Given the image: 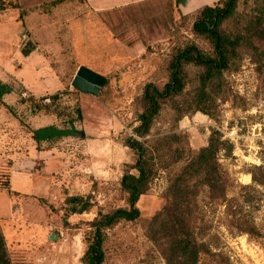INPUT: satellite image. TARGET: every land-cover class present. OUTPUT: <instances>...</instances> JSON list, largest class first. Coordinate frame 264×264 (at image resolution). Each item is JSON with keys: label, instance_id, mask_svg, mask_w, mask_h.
Returning <instances> with one entry per match:
<instances>
[{"label": "rangeland", "instance_id": "1", "mask_svg": "<svg viewBox=\"0 0 264 264\" xmlns=\"http://www.w3.org/2000/svg\"><path fill=\"white\" fill-rule=\"evenodd\" d=\"M51 6L47 4L39 10L46 14L48 22L44 38H31L28 47L15 44L2 58L7 62L0 83V179L4 181L10 170L13 189L21 191L13 196L4 195L10 212L6 219L0 220V229L2 223L6 226L7 234L1 229L8 237L6 247H12H7L11 264H82L89 222L98 212L105 213L125 205L120 179L125 171L135 173L130 168L134 153L125 145V137L134 135L133 128L138 124L137 99L145 84L152 82L162 87L168 81L167 64L176 47L194 42L201 48H208L207 43L192 32L198 12L191 14L179 28L180 16L176 8L173 14L177 19L173 24L167 23L163 15L165 10L140 11L138 22L124 29L131 34V40L133 36H146V48L137 54L138 51L132 49L134 43L128 40L125 41L126 49L117 46L113 50L112 45L108 47L109 41L102 45L96 39V26L60 24L64 19L54 15ZM252 8L251 0H240L238 14L241 16L227 26L240 28L241 17ZM64 11L70 16L78 14L80 9L76 6ZM171 25L170 32L167 27ZM12 30L10 24L0 27L2 54L10 49ZM56 32L58 37L54 35ZM78 33L83 39H89H76ZM87 46L93 50L86 49ZM26 65L37 71L39 79L51 87L46 91L66 93L61 102L73 114L79 107L81 123L68 128L54 115L33 113L29 104L21 103V94L30 93L16 78L28 74L22 70ZM82 65L105 77L98 94L78 93L72 86ZM21 70L23 73H19ZM185 71L186 87L177 99L182 108H186L195 95L199 68L188 65ZM221 80L222 87L213 93L217 104L213 117L196 111L184 113L177 119L171 103H165L146 139L169 133L182 134L186 138L184 145L194 152L207 145L212 128H219L234 143L232 156L220 160L234 182L227 197L234 199L230 203L232 208L238 213L242 211V215L255 224L261 237L239 231L233 225L228 204L208 203L206 194L202 193L198 198L197 235L217 256L200 264H264V187L257 186L254 194L240 189L252 184L248 172L252 167L264 166V67L253 52L242 51L238 67L226 71ZM39 98L42 97L37 100ZM9 100H15L10 107L15 109L17 118L6 108ZM53 125L64 131L63 137L51 144L45 141L37 144L31 130ZM35 146L44 152L30 154L29 150ZM183 163L174 164L172 171L178 170ZM166 185L167 172L160 171L149 191L139 198V218L120 222L106 230L103 264H165L158 247L146 236V228L164 203L162 195ZM74 195L88 202L86 211L71 212L67 199ZM248 196H252V200L246 202ZM59 232L64 233L67 241L50 239L53 233Z\"/></svg>", "mask_w": 264, "mask_h": 264}, {"label": "trees", "instance_id": "2", "mask_svg": "<svg viewBox=\"0 0 264 264\" xmlns=\"http://www.w3.org/2000/svg\"><path fill=\"white\" fill-rule=\"evenodd\" d=\"M240 0H216L213 5L205 6L197 13L192 26L195 36L203 39L208 48H201L194 42H188L173 49L167 64L168 81L159 87L155 83L145 84L142 95L137 99L136 110L138 124L133 128L132 136L125 137V145L134 153V163L130 166L135 173L125 171L120 179V188L124 194L125 205L105 213L98 212L89 222L90 230L85 235L86 250L81 258L82 264H103L105 261L104 242L106 230L120 222H133L140 216L137 207L139 198L146 194L160 171L167 172V185L163 192L162 207L150 218L146 236L159 249L165 264H200L204 260L216 257L209 245L198 237L199 205L198 198L206 194L208 203H226L233 216V225L250 236L261 237L255 224L246 218L242 211L233 209L227 197L234 182L224 170L220 160L231 157L234 145L222 139V134L212 129L207 145L192 151L184 145L185 135L169 133L147 140L153 121L165 103H171L180 119L184 113L200 111L213 117L217 107L215 89L221 88L223 74L239 65L242 51L257 57L264 67V0H251L253 8L241 18L240 28L231 29L227 25L240 17ZM178 0H176V4ZM18 8L12 0H0V11ZM191 15H180L178 26L181 28ZM188 65L199 68L198 87L195 95L182 108L177 101L186 87ZM76 92L80 90L74 88ZM101 91V90H100ZM66 93L56 92L50 95V104L43 99L21 98V103L29 104L33 113L43 112L54 115L64 126L74 128V123L82 122L79 107L75 114L62 104ZM16 117L13 107L6 105ZM17 118V117H16ZM67 119V120H65ZM20 120V119H19ZM24 124L23 120H20ZM37 144L42 141L51 144L60 140L63 130L56 125L31 130ZM183 161V165L172 171L174 164ZM251 185L241 186V191L249 194L257 192V186L264 187V166H254L248 171ZM0 191L15 194L11 190L10 170L5 180L0 179ZM252 200V196L246 202ZM67 203L72 213H81L88 209V202L79 195L70 196ZM241 209V208H240ZM238 214V216H237ZM0 264H11L5 237L0 230Z\"/></svg>", "mask_w": 264, "mask_h": 264}, {"label": "crops", "instance_id": "3", "mask_svg": "<svg viewBox=\"0 0 264 264\" xmlns=\"http://www.w3.org/2000/svg\"><path fill=\"white\" fill-rule=\"evenodd\" d=\"M15 4H17L18 8L13 9L9 8L5 11H0V27L10 24L13 26V30L10 32V40L11 45L10 49H8L5 54L0 52V83L2 81V70L5 65L6 60L3 61L4 55H7L11 50L13 45L28 47L30 44V39L35 38L36 40L43 39L44 29L47 22L46 14L43 12H39V10L47 5L51 4L54 15L57 14L58 18L64 19L60 24H75V25H92L94 28L96 26V30L98 33H95L96 39L102 42L109 41L108 47L114 50L117 46H121L122 49H126L125 41L133 42L132 49L137 50L138 53H142L147 43L146 36L138 37L133 36L132 40L130 39V35L127 32L125 26L130 24H135L138 18V13L140 11L145 10H153V9H161L165 10L163 15L167 19L168 24H173V20L177 19V16L173 14V9L176 8L177 15H191L195 12H198L200 9L205 6H211L214 4L216 0H178L176 4V0H12ZM80 9V12L75 15L67 16L66 10L67 8L76 7ZM6 18L9 20L6 21ZM151 19V18H148ZM168 31H172V25L167 27ZM87 32V30H86ZM94 32V31H93ZM55 36L58 37V32L54 33ZM78 36L75 37L81 41L89 39L86 37L85 39L78 33ZM128 35V36H127ZM24 36V37H23ZM99 37V38H98ZM147 38H150L147 36ZM112 40V43H111ZM87 43V42H86ZM111 43V44H110ZM130 44V43H129ZM128 46V45H127ZM86 49H91V47L87 46ZM103 50L104 47L101 46ZM83 50L81 43V51ZM133 50V51H134ZM132 51V50H131ZM80 66V65H79ZM83 66V65H82ZM85 67V66H84ZM89 69V68H88ZM23 72L28 74H21L16 79H18L20 86L28 90L31 97L38 99V97H42L39 99L48 98V95H52L54 92H48L47 89L51 87H47L45 85L46 81H41L39 79L40 74H37V71L32 68H28V65L22 69ZM19 71V73H23ZM25 70V71H24ZM92 70V69H90ZM7 71V70H6ZM93 71V70H92ZM36 72V73H35ZM96 72V71H94ZM97 73V72H96ZM30 74V77H28ZM53 81V80H50ZM56 84L55 81H53ZM57 85V84H56ZM40 90V91H37ZM59 92V90L57 91ZM48 95H47V94ZM82 93V92H81ZM87 94V93H83ZM44 95H47L44 97ZM15 100H9L6 102V105H14ZM38 147L35 146L34 149H30L29 153L33 154L34 151L40 154L41 152ZM50 151V149H49ZM13 177L11 176V190L13 193H21V191L14 190L12 187ZM4 195H12L5 191H0V220L6 219L9 214V206L5 203ZM7 198L9 199V197ZM1 229L7 234L6 226L2 223ZM0 229V230H1ZM1 230V231H2ZM3 233V232H2ZM4 235V234H3ZM5 240H8L7 235H4ZM10 248V245L7 246ZM12 249V247L10 248Z\"/></svg>", "mask_w": 264, "mask_h": 264}, {"label": "water", "instance_id": "4", "mask_svg": "<svg viewBox=\"0 0 264 264\" xmlns=\"http://www.w3.org/2000/svg\"><path fill=\"white\" fill-rule=\"evenodd\" d=\"M106 79L100 74L81 66L78 68L75 77L72 80V86L82 93L98 94L103 87ZM59 235L53 233L51 235L52 240H58Z\"/></svg>", "mask_w": 264, "mask_h": 264}, {"label": "built area", "instance_id": "5", "mask_svg": "<svg viewBox=\"0 0 264 264\" xmlns=\"http://www.w3.org/2000/svg\"><path fill=\"white\" fill-rule=\"evenodd\" d=\"M23 37H24V36H23ZM21 97L25 99V98H30L31 95L24 91V92L21 94ZM50 102H51V100H50L49 97H48V98H45V99L42 100V103H43V104H50ZM212 129L219 131V132L222 134V139H223V140H228L230 143H232V144L234 145V143H233L230 139H228V138L225 137L224 133H223L219 128H212ZM233 151H234V150H233ZM259 166H260V165H259ZM58 235H59V238L62 239L64 242L67 241V238L65 237V235H64L63 232H59Z\"/></svg>", "mask_w": 264, "mask_h": 264}, {"label": "bare ground", "instance_id": "6", "mask_svg": "<svg viewBox=\"0 0 264 264\" xmlns=\"http://www.w3.org/2000/svg\"><path fill=\"white\" fill-rule=\"evenodd\" d=\"M246 178H247L248 181H250V176H247Z\"/></svg>", "mask_w": 264, "mask_h": 264}]
</instances>
